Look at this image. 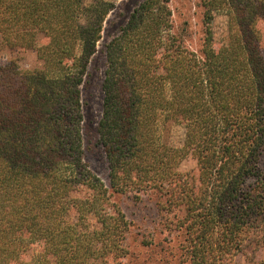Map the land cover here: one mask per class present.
Instances as JSON below:
<instances>
[{"label": "trees", "instance_id": "obj_1", "mask_svg": "<svg viewBox=\"0 0 264 264\" xmlns=\"http://www.w3.org/2000/svg\"><path fill=\"white\" fill-rule=\"evenodd\" d=\"M201 1L199 52L174 29L170 0H144L106 47L97 132L107 187L83 162L80 87L114 3L0 0V54L11 56L0 63V264H28L36 242L44 247L34 256L40 264L49 257L85 264L110 250L109 264H123L129 222L117 206L109 212L107 199L109 189L125 193L136 175L173 188L193 218L185 227L194 239L189 264H236L239 255L261 264L264 0ZM218 16L228 21L219 46ZM28 51L41 68H20L17 56ZM173 125L186 130L183 149L159 141L160 128ZM188 156L197 178L178 171ZM80 186L93 192L85 206L71 197Z\"/></svg>", "mask_w": 264, "mask_h": 264}, {"label": "rangeland", "instance_id": "obj_2", "mask_svg": "<svg viewBox=\"0 0 264 264\" xmlns=\"http://www.w3.org/2000/svg\"><path fill=\"white\" fill-rule=\"evenodd\" d=\"M115 5V10L108 16L102 35V40L97 47L96 55L91 59L88 67V76L85 77L82 91L81 107V135L83 162L93 176L100 179L107 187L108 164L105 152L99 143L98 128L103 115L102 83L106 69V47L119 34L121 27L127 24L134 9L144 0H107ZM170 8L173 12L172 22L176 32L181 34L182 40L188 49L199 52L203 42V7L201 0H170ZM215 32L217 46L221 45L228 32V21L223 16H218L212 23ZM261 45L260 54L264 59V24L260 26ZM40 41V40H39ZM48 40L41 39L39 49L47 46ZM49 58V56H46ZM46 58V59H47ZM11 56L2 52L0 63L10 60ZM20 68H41L42 63L38 55L33 51L21 52L17 56ZM159 141L168 143L175 149H183L186 139V130L182 126L173 125L170 132L159 130ZM179 173L197 178L198 165L192 156L184 159L178 167ZM135 184L129 185L125 193H115L109 188L108 207L113 212L114 207L121 209L129 222V230L123 243V264H189L187 250L191 248L194 239L188 240L185 236V227L191 225L193 218L186 213V208L168 191L169 186L161 190L149 179L143 178L141 182L135 176ZM154 185V186H153ZM93 192L86 186L77 187L71 193V197L80 205L85 206ZM111 205V206H110ZM107 210V211H108ZM100 229L98 225H92ZM183 229V230H182ZM194 237V235H193ZM104 246V243H101ZM42 243L36 242L34 247L24 256L28 264H40V259L34 257L42 254ZM105 256L97 258L87 257V264H109L112 251L105 252ZM94 258V259H93ZM102 258V259H99ZM249 256L239 255L236 264H249ZM256 261L264 264V251L258 252ZM53 259L49 257L48 263ZM85 263V264H86ZM54 264V263H52Z\"/></svg>", "mask_w": 264, "mask_h": 264}]
</instances>
